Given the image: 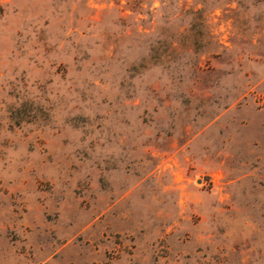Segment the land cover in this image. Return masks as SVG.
<instances>
[{
  "label": "rangeland",
  "instance_id": "rangeland-1",
  "mask_svg": "<svg viewBox=\"0 0 264 264\" xmlns=\"http://www.w3.org/2000/svg\"><path fill=\"white\" fill-rule=\"evenodd\" d=\"M0 264H264V0H0Z\"/></svg>",
  "mask_w": 264,
  "mask_h": 264
}]
</instances>
